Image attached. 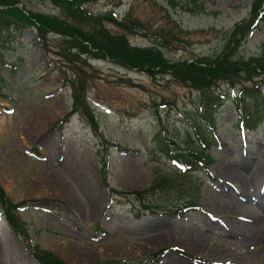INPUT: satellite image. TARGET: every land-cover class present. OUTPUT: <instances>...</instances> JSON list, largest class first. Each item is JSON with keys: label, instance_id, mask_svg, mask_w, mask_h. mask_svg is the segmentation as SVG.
<instances>
[{"label": "rangeland", "instance_id": "obj_1", "mask_svg": "<svg viewBox=\"0 0 264 264\" xmlns=\"http://www.w3.org/2000/svg\"><path fill=\"white\" fill-rule=\"evenodd\" d=\"M198 1L205 8L198 12L170 0L80 6L82 13L112 12L118 20L126 15L123 22L132 33L102 21L110 32L126 33L132 45H155L176 60L221 51L232 26L247 17L251 0ZM19 2L88 26L51 0ZM25 27L0 31V187L12 202L25 200L18 214L30 246L68 264H264V122L239 129V113L227 96L212 112L215 137L207 170L181 177L168 158L156 154L152 137H170L181 146L185 133L204 118L200 91L168 75L150 77L106 58L76 54L52 31L42 42L34 27ZM244 37L232 57L260 52L264 22ZM78 80L95 126L77 111L57 127L70 108V82ZM211 88L233 92L223 81ZM100 159L107 161L106 181L119 193L101 182ZM255 167L261 168L258 178L245 183ZM162 176L169 177L168 185L158 184ZM153 181L154 192L143 201L158 206L135 216L140 203L133 191ZM193 195L198 207H183L180 214L165 210ZM1 211L0 264H39Z\"/></svg>", "mask_w": 264, "mask_h": 264}, {"label": "trees", "instance_id": "obj_2", "mask_svg": "<svg viewBox=\"0 0 264 264\" xmlns=\"http://www.w3.org/2000/svg\"><path fill=\"white\" fill-rule=\"evenodd\" d=\"M55 4H61L66 13H72L80 17L82 23L87 24V28L73 25L69 21L60 17L45 15L40 12L30 11L26 9L19 0H0V31L5 30L9 34L30 25L35 28L36 35L43 42L45 33L52 31L56 35L63 36L70 42V48H74V53H86L90 56L102 59H109L122 67L143 71L153 77L157 74L168 75L175 82L187 83V86L200 91L201 111L205 114L202 123H194L192 130L185 133V137L180 142L181 146L170 137L153 134V147L156 148V154L169 159L172 166L177 172L176 175H188L192 170L201 168L207 170L208 164L211 162L207 150L212 143L214 130V115L212 112L223 104L227 96L232 100V104L237 109L236 126L239 129L248 128L254 130L259 124L264 122V95L262 87L264 86V45L259 53L246 58L232 57L233 51L240 40L242 41L251 28L264 22V0H251L248 8L247 17L235 23L227 34V40L222 46V50L210 56H197L191 58L169 59L157 46L153 45H136L129 42L126 33L110 32L102 20L115 23L124 30L131 32L126 23L128 17L125 15L121 19L111 15L112 12L103 14H92L87 10L82 13V2H94L96 0H51ZM172 4L178 5L183 10L201 11L204 5L198 0H170ZM26 28V27H25ZM132 33V32H131ZM3 43L0 42V46ZM1 54V52H0ZM223 81L232 89L231 95L226 91H215L211 87ZM71 83L70 97L72 99L70 108L59 118L55 126L60 127L63 122L72 113L81 111L87 116L90 123L95 126L91 109L85 103L82 87L84 83L78 80L76 84ZM207 91V92H206ZM94 121V122H93ZM210 132L213 135H210ZM101 182L107 190L115 194L117 189L112 188L106 181L107 161L100 159ZM177 168V169H176ZM180 169V170H179ZM174 170V171H175ZM202 170V172H204ZM180 171H182L180 173ZM170 181L168 176H162L158 184H167ZM153 181L150 186L143 190H134V198L139 201L140 208L135 216L141 215L142 210L153 211L156 204H150L143 201V198L155 185ZM157 188V187H156ZM150 190V191H149ZM119 193V192H118ZM196 199L188 196L176 207H168L165 210L173 213H183V207L192 205L197 206ZM25 200L12 202L0 187V209L6 224L12 230L13 234L20 240L19 242L39 264H68L65 260L55 256L51 251L43 249L38 245L30 246L27 241V228L23 219L20 218L18 210L24 205ZM106 262H111L109 259ZM210 264H217L211 262ZM222 264H229L224 262Z\"/></svg>", "mask_w": 264, "mask_h": 264}, {"label": "bare ground", "instance_id": "obj_3", "mask_svg": "<svg viewBox=\"0 0 264 264\" xmlns=\"http://www.w3.org/2000/svg\"><path fill=\"white\" fill-rule=\"evenodd\" d=\"M260 170H261V168H259V167L256 168V167H255V170H254L255 172L251 174V177H249V176L246 177V179L244 180L245 183H246L248 180H249V181H253L254 178L257 179L258 177H257L256 173L258 174V172H259ZM74 179H75V178H74ZM77 179H78V178H77ZM75 181H78V180L75 179ZM234 207H236V206H234Z\"/></svg>", "mask_w": 264, "mask_h": 264}]
</instances>
